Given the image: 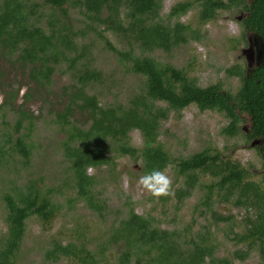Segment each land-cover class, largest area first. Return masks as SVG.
Wrapping results in <instances>:
<instances>
[{
    "label": "trees",
    "instance_id": "obj_1",
    "mask_svg": "<svg viewBox=\"0 0 264 264\" xmlns=\"http://www.w3.org/2000/svg\"><path fill=\"white\" fill-rule=\"evenodd\" d=\"M198 3L201 25L214 20L219 11L239 8L245 13L239 20L243 39L253 34L264 44V0H185L176 3L166 17L161 15L163 0H0V73L7 65L12 73L18 72L29 80L24 102L16 112L18 134L22 128L27 129L25 120L32 125L31 120L35 119L26 109L29 97L39 94L48 102L55 74L60 71L69 75V84L63 87L68 102L55 113V122L67 134L63 147L70 160L71 177L66 178L63 186L75 190V196L66 199L68 209L83 201L104 218L107 204L101 198L102 191L96 188L103 182L97 180L96 174L88 175L87 170L95 168L101 172L106 167L112 175L115 159L130 156L142 162L143 173L153 168L165 170L176 163L177 172L184 179L173 193L178 204L200 186L201 175L214 178L216 182L203 186L207 190L203 205L217 223L229 221L230 217L215 216L212 209L215 196L220 202L255 212L253 218H247L244 232L229 237L235 244L245 246V250L235 251L230 258L214 256L208 232L194 235L188 227L162 229L151 217L146 218L129 207L96 245L99 251L89 249L78 233L74 241L67 243L54 239L44 250V264H58L61 260L66 264H102L107 261L105 251L114 247L118 248L116 264H206L207 261L234 264V260H246L252 250L258 251L264 264V185L248 180L247 168L224 158L218 151L205 149L177 160L171 158L159 141L161 125L168 114L195 105L202 112L210 110L225 115L229 123L222 128L223 135L243 134L246 141L261 140V145L255 148L264 162V66L249 71L247 65L244 70L234 67L233 74L241 78V85L232 93L224 90L221 83L201 87L185 70L151 55L159 52L170 55L199 38L190 24L179 21ZM75 12L79 26L71 16ZM90 33L96 40H105L106 47L126 72L141 77L140 89L126 102L116 100L101 105L99 96L93 93V86L104 84L107 78L93 64L95 40L92 42L90 37V42H83ZM107 33L124 47L113 45L106 38ZM12 86L0 77V91L6 94L4 105L11 109L20 89ZM75 112L87 116L90 121L87 129L75 124ZM245 120L249 123L247 130L241 125ZM134 130L141 134L140 148L130 145L129 134ZM4 134L0 136L3 139ZM7 144H12L8 136L0 144V167L8 162L12 150L23 157V162L30 160L34 145L25 140V133L18 135L11 147L5 148ZM53 193L54 189L43 190L39 181L27 179L3 194L7 232L1 238L0 264H16L28 219L36 217L49 223L63 209L57 197L51 196ZM59 194L63 195V191Z\"/></svg>",
    "mask_w": 264,
    "mask_h": 264
},
{
    "label": "rangeland",
    "instance_id": "obj_2",
    "mask_svg": "<svg viewBox=\"0 0 264 264\" xmlns=\"http://www.w3.org/2000/svg\"><path fill=\"white\" fill-rule=\"evenodd\" d=\"M182 1L185 0H163L161 15L166 17L171 8ZM199 10L198 3L179 19L197 31L199 37L197 40L180 46L170 55L160 52L151 55L162 63H170L178 69L185 70L201 87L221 83L224 90L235 93L241 85V78L233 74V69L240 67L244 70L247 65L241 51L248 47V42L243 39L239 24L241 21L237 19L244 12L239 8L222 10L214 20L201 25L198 22ZM71 16L76 26L81 25L76 12L71 13ZM79 18L83 20V17ZM42 22L45 25L44 19ZM90 37L92 42L93 39L96 42L94 48L96 61L93 64L102 70L107 78L104 84L93 86V93L99 96L101 105H108L116 100L126 102L132 93L140 89L141 77L126 72L115 54L106 47L105 40H96L90 33L83 42H90ZM106 38L120 49L125 45L119 43L112 34L107 33ZM5 67L0 77L11 82L13 88L20 86V89L13 101V109L4 105L6 94L0 91V136L5 133L4 139L9 137L12 144L5 145V148H9L15 143L18 135L25 133V140L28 143L32 142L34 148L27 163L23 162L24 159L19 153L12 150L8 162L0 167V246L1 238L7 232L3 194L10 188L22 184L27 179H34L40 182L43 190L54 189L51 196L57 197L56 201L64 206L49 223H43L36 217L27 220L26 236L16 264H44V250L54 239L67 243L74 241L78 233L81 240L88 243L89 249L99 251L96 245L103 241L113 222L123 218L129 207L146 218L151 217L155 225L162 229L182 230L188 227L194 235L208 232V240H211L214 256L217 258H230L235 251L245 250L244 245L235 244L229 237H233L234 233L244 232L247 218L254 217V210L248 211L243 206L236 207L230 203L220 202V198L215 196L213 198L215 203L212 206L215 216L230 217L229 221L215 222L212 213L207 210L208 207L203 205L207 191L203 186L216 182L208 175H201L200 186H197L193 194L182 204H178L173 198V193L182 186L184 179L177 172L176 163L165 169L171 181L170 189L169 194L160 197H153L137 183L139 176L144 174L140 160L135 161L130 156L116 158L112 175H109L106 167H102L101 172L95 168H88V175L96 174L97 180L103 182L96 188L102 191L101 198L107 204L103 212L105 217L91 211L83 201L75 203L73 209H68L66 199L74 197L75 190L63 186L66 178L71 177L68 171L70 160L65 155L63 147L67 134L61 130V124L55 122V113L63 110L68 102L67 92L63 87L69 84V75L60 71L55 74L48 102L45 96L39 94L29 97L25 104L26 109L35 119L31 120L32 125H29L30 120H25L24 125L27 129L22 128L21 134H18L15 123L19 114L16 112L24 102L23 96L28 91L29 80L18 72L12 73L7 65ZM88 92L90 93V88ZM74 119L75 124L82 129H87L90 125L87 116L81 115L80 112H75ZM228 123L229 120L220 112L210 110L202 112L195 105H191L180 113L171 111L168 114L167 119L162 122L159 141L171 158L177 160L205 149H210L211 152L218 151L224 158L239 162L247 168L248 180L264 185L262 156L257 149L249 147L251 141H246L243 134L234 137L223 135L222 128ZM241 125L246 130L249 127L247 120ZM129 136L132 147H142L143 140L138 130L132 131ZM0 139L2 145L4 139L1 137ZM60 190L63 191V195L59 194ZM117 251L116 247L105 251L107 261L102 264H116ZM58 264H66V261L61 260ZM206 264L211 263L207 261ZM234 264L263 262L258 251L252 250L246 260H234Z\"/></svg>",
    "mask_w": 264,
    "mask_h": 264
},
{
    "label": "clouds",
    "instance_id": "obj_3",
    "mask_svg": "<svg viewBox=\"0 0 264 264\" xmlns=\"http://www.w3.org/2000/svg\"><path fill=\"white\" fill-rule=\"evenodd\" d=\"M137 183L153 197L169 194L170 178L165 170L153 168L139 176Z\"/></svg>",
    "mask_w": 264,
    "mask_h": 264
},
{
    "label": "water",
    "instance_id": "obj_4",
    "mask_svg": "<svg viewBox=\"0 0 264 264\" xmlns=\"http://www.w3.org/2000/svg\"><path fill=\"white\" fill-rule=\"evenodd\" d=\"M245 16L243 13L241 16L237 17L238 20H242ZM248 47L242 49V55L246 59L247 70L249 71L253 67L264 66V44L261 42V39L253 34H248L247 38ZM263 59V61H261ZM261 140L255 139L252 140L249 147L259 146Z\"/></svg>",
    "mask_w": 264,
    "mask_h": 264
},
{
    "label": "flooded vegetation",
    "instance_id": "obj_5",
    "mask_svg": "<svg viewBox=\"0 0 264 264\" xmlns=\"http://www.w3.org/2000/svg\"><path fill=\"white\" fill-rule=\"evenodd\" d=\"M261 61H263V59H262ZM243 129H245V128H243ZM260 145H261V144H260ZM260 145H259V146H260ZM255 147H257V146H255ZM255 147H254V148H255ZM255 149H256V148H255Z\"/></svg>",
    "mask_w": 264,
    "mask_h": 264
}]
</instances>
